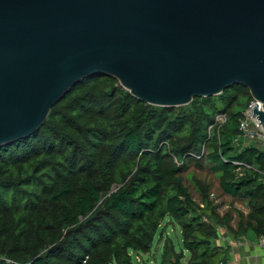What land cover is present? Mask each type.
<instances>
[{
    "label": "trees",
    "instance_id": "16d2710c",
    "mask_svg": "<svg viewBox=\"0 0 264 264\" xmlns=\"http://www.w3.org/2000/svg\"><path fill=\"white\" fill-rule=\"evenodd\" d=\"M243 98L235 85L166 108L112 77L77 83L36 133L0 147V264H134L175 224L180 251L165 240L161 264H233L218 229L240 243L264 237V147L233 144ZM219 114L225 123L209 132ZM202 161L223 193L245 201L235 229L180 178L184 162Z\"/></svg>",
    "mask_w": 264,
    "mask_h": 264
},
{
    "label": "water",
    "instance_id": "95a60500",
    "mask_svg": "<svg viewBox=\"0 0 264 264\" xmlns=\"http://www.w3.org/2000/svg\"><path fill=\"white\" fill-rule=\"evenodd\" d=\"M94 75L166 108L244 87L264 132V0H0V147Z\"/></svg>",
    "mask_w": 264,
    "mask_h": 264
},
{
    "label": "rangeland",
    "instance_id": "374dc122",
    "mask_svg": "<svg viewBox=\"0 0 264 264\" xmlns=\"http://www.w3.org/2000/svg\"><path fill=\"white\" fill-rule=\"evenodd\" d=\"M240 102H242L243 105L237 106L235 108L236 111H242L246 107L247 101L245 98H243ZM255 144H257L258 147L262 148V145H260V143H255ZM240 145L245 147L248 145H252V143L242 141ZM180 178L182 179L183 184L188 189V192L190 193L191 197L196 202L198 203L200 202V199L202 197L201 195L205 192V194L208 196V199L214 205H216V211L220 216L229 215L230 216L229 227L232 229H235L236 223L239 222V216L245 217L249 212L248 208L245 205L244 200L232 198L222 192L217 177L215 176V174L211 172L209 166L205 164L203 161L200 167L196 166L193 162H184V171L180 174ZM166 222L167 220H165L162 223V226ZM218 231L220 233L219 240L220 242H222L224 246L229 245L230 243L232 245H235L236 241L232 238L231 233L227 232L225 234V231H223V229H218ZM168 238L171 240L175 251L178 253L180 251V245H181L180 228L177 224L168 225L164 229V234L162 238H158V235L154 238L153 244L149 252L145 254L142 253L137 254L140 261L139 263L135 262L136 254H134L132 258L133 263L142 264L148 262L149 264H161V261L163 260V254L165 251L164 242ZM241 242L244 245L246 244L247 247H251L252 250L254 249V244L243 241ZM253 251L251 253L255 254L256 251L255 252ZM257 256H259L260 258H257L254 264H263V261H261L260 259L264 258V255H257ZM187 257L188 256L185 255L182 258V262H185L187 260Z\"/></svg>",
    "mask_w": 264,
    "mask_h": 264
},
{
    "label": "built area",
    "instance_id": "2783aa9c",
    "mask_svg": "<svg viewBox=\"0 0 264 264\" xmlns=\"http://www.w3.org/2000/svg\"><path fill=\"white\" fill-rule=\"evenodd\" d=\"M256 106L259 111L260 103L253 98L250 99L247 106L242 110L241 119L239 122L238 130L240 132L239 136L233 140V144L238 146L242 141L249 143H260L264 147V132H262L256 125V119L251 117V109ZM226 116L224 114H219L215 117V122L212 126L208 128L210 132L215 126H221L225 123ZM258 246L264 249V237H260L257 242ZM135 262L139 263L138 255H135Z\"/></svg>",
    "mask_w": 264,
    "mask_h": 264
},
{
    "label": "crops",
    "instance_id": "0c3cea01",
    "mask_svg": "<svg viewBox=\"0 0 264 264\" xmlns=\"http://www.w3.org/2000/svg\"><path fill=\"white\" fill-rule=\"evenodd\" d=\"M254 244V249L256 251L255 254L251 253L253 250L251 247H247L245 244H240V242H236L235 245L229 244L231 247V254H230V260L233 264H254L255 260L257 258H260L257 255H264V249L260 248L257 244L258 243H252ZM233 247V248H232ZM235 247V249H234ZM258 251H257V250ZM253 251V252H255ZM259 253V254H258ZM263 261L264 264V258L260 259ZM261 263V262H259Z\"/></svg>",
    "mask_w": 264,
    "mask_h": 264
}]
</instances>
